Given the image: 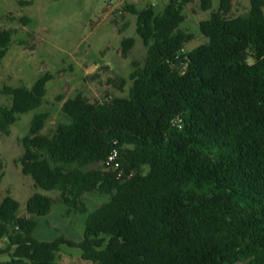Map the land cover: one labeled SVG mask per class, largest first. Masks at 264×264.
Wrapping results in <instances>:
<instances>
[{"label": "trees", "instance_id": "1", "mask_svg": "<svg viewBox=\"0 0 264 264\" xmlns=\"http://www.w3.org/2000/svg\"><path fill=\"white\" fill-rule=\"evenodd\" d=\"M193 1L170 0L160 14L125 7L146 48L126 97L92 103L77 94L50 134L49 115H33L21 173L59 195L33 194L24 217L3 198L0 255L9 261L0 264H56L62 245L92 264H264V0L236 16L221 0L199 22L207 41L184 52L192 35L180 28L182 10ZM198 1L212 9V0ZM12 40L0 30V65ZM133 46L122 39L121 55ZM50 80L45 73L30 88L0 89L10 99L0 106L1 134L41 107ZM88 194L109 200L89 212ZM57 203L86 214L80 242L33 236Z\"/></svg>", "mask_w": 264, "mask_h": 264}, {"label": "rangeland", "instance_id": "2", "mask_svg": "<svg viewBox=\"0 0 264 264\" xmlns=\"http://www.w3.org/2000/svg\"><path fill=\"white\" fill-rule=\"evenodd\" d=\"M170 0H0V30L13 31V40L0 65V89L4 86L30 88L42 74L49 73L47 92L39 109L19 115L9 134L0 133V202L11 196L20 205L18 216H26V201L39 193L58 198L34 185L21 173L19 158L23 153L21 139L27 135L35 113L49 115L44 134H50L57 123L65 122L61 106L77 94L92 103L126 97L131 84L133 62L143 64L146 48L136 34V16L125 10L151 6L162 13ZM221 0H212V9L204 12L198 0L183 7L185 17L181 30L192 35L184 52L204 44L207 39L199 30V22L219 8ZM31 2V4H23ZM249 0H231L232 15L247 11ZM133 38L134 46L127 58L121 55V41ZM9 97L0 94V106H8ZM108 196L88 194L83 203L91 212ZM86 214L69 212L60 203L53 205L49 215L37 218L33 236L51 242L64 237L80 242L84 237ZM6 240L0 242L5 247ZM81 250L60 247L56 264H92L81 258ZM9 261L0 255V262Z\"/></svg>", "mask_w": 264, "mask_h": 264}, {"label": "built area", "instance_id": "3", "mask_svg": "<svg viewBox=\"0 0 264 264\" xmlns=\"http://www.w3.org/2000/svg\"><path fill=\"white\" fill-rule=\"evenodd\" d=\"M115 156H116V153H114L112 156H110V157L108 158L107 163H111V162L114 160Z\"/></svg>", "mask_w": 264, "mask_h": 264}]
</instances>
